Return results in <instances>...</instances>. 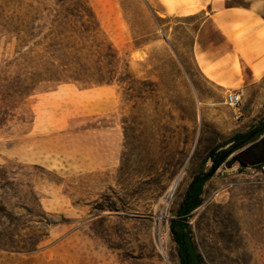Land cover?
<instances>
[{"label": "rangeland", "instance_id": "1", "mask_svg": "<svg viewBox=\"0 0 264 264\" xmlns=\"http://www.w3.org/2000/svg\"><path fill=\"white\" fill-rule=\"evenodd\" d=\"M200 2L88 0L118 74L87 85L40 76L61 62L47 47L62 41L47 36L73 30L54 21L89 14L76 0H0V264H181L170 224L190 183L212 150L264 122V92L244 99L242 112L260 105L254 119L238 120L228 89L202 76L220 38ZM225 4L264 13V0ZM237 154L187 215L203 264H264V175Z\"/></svg>", "mask_w": 264, "mask_h": 264}, {"label": "trees", "instance_id": "2", "mask_svg": "<svg viewBox=\"0 0 264 264\" xmlns=\"http://www.w3.org/2000/svg\"><path fill=\"white\" fill-rule=\"evenodd\" d=\"M76 2L80 5L82 11L89 14H60V17L54 21V23L60 26L72 27L73 30H71V34L60 32L57 34L50 33L47 36V38L52 37V40L59 38L62 41L60 42L61 44L48 45L47 47V51L51 50L52 57L61 59V62L59 65L47 62L42 67L43 71L40 76L43 75L47 81L55 84L64 81L81 82L87 85L110 84L114 82L118 74L115 67L117 54L112 44L106 39H102L100 24L96 14L88 6V0H76ZM66 39H73L74 45L69 46L67 44L62 47V43ZM69 50H72L75 56L73 60L64 61L63 57H66L64 52ZM85 51L87 54L82 55ZM57 54L60 55V58ZM106 60H109L107 64L105 63ZM103 64L107 68L106 71H104L105 66ZM102 75L109 78H102ZM125 76L120 78L121 82H126ZM262 133H264V122L252 131L235 134L228 142V144H231L228 149L220 151L219 149L221 148L214 149L209 153L207 158L212 161L209 172H203L193 178L180 208L179 218L171 221L170 224L172 235L179 247L178 252L181 264H203L202 258L196 252L189 233L187 215L202 205L203 199L201 195L205 183L213 176L215 170L224 164L233 153L238 152L245 145L253 142ZM232 161L239 162L242 166L246 167L239 155H236ZM37 245L38 240H31L22 249L32 252L37 248Z\"/></svg>", "mask_w": 264, "mask_h": 264}, {"label": "crops", "instance_id": "3", "mask_svg": "<svg viewBox=\"0 0 264 264\" xmlns=\"http://www.w3.org/2000/svg\"><path fill=\"white\" fill-rule=\"evenodd\" d=\"M200 1L201 9L211 8L208 20L220 38L213 51H205L198 61L204 79L222 89L245 87L247 101L255 91L263 93L264 13L254 4L243 7L226 5L227 0ZM248 104L241 111L245 121L259 113L260 105L251 101ZM237 155L246 167L260 169L264 165V133L241 148Z\"/></svg>", "mask_w": 264, "mask_h": 264}, {"label": "built area", "instance_id": "4", "mask_svg": "<svg viewBox=\"0 0 264 264\" xmlns=\"http://www.w3.org/2000/svg\"><path fill=\"white\" fill-rule=\"evenodd\" d=\"M246 88L238 87L235 89H228L225 94V104L234 110L236 118L239 120L242 118L241 107L246 97ZM260 172L264 175V165L260 167Z\"/></svg>", "mask_w": 264, "mask_h": 264}, {"label": "bare ground", "instance_id": "5", "mask_svg": "<svg viewBox=\"0 0 264 264\" xmlns=\"http://www.w3.org/2000/svg\"><path fill=\"white\" fill-rule=\"evenodd\" d=\"M181 178H182V176H180V178L177 179V180L173 183V185H172V189H174V188H176V187L178 186V184H179ZM170 189H171V187H170ZM172 189H171V191H172ZM169 191H170V190H169ZM174 191H175V190H174ZM170 193H171V192H170ZM228 240L231 241V242H234V241H235L234 237H232V236H229Z\"/></svg>", "mask_w": 264, "mask_h": 264}]
</instances>
